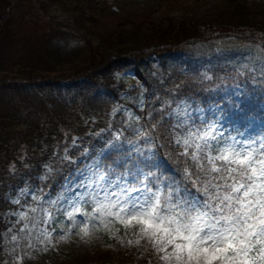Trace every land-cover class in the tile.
I'll use <instances>...</instances> for the list:
<instances>
[{
    "label": "trees",
    "instance_id": "16d2710c",
    "mask_svg": "<svg viewBox=\"0 0 264 264\" xmlns=\"http://www.w3.org/2000/svg\"><path fill=\"white\" fill-rule=\"evenodd\" d=\"M26 1L30 0H18L15 8L8 10L11 0H0V24L3 25L0 35L7 19L10 32L17 29L9 21L19 20L15 16L26 6ZM40 2L43 1L37 0L38 6L46 5L48 8L43 9L52 17L62 14L64 20L74 26L73 30L81 31L79 34L89 33V25H96V17L105 9L104 0ZM183 24H179L180 31L188 34L189 24ZM173 28L172 25L170 31ZM197 31L192 29L189 34L193 35L179 42L157 41L149 44L147 50L139 49L115 60H105L76 72L67 80L58 76L53 79H0V98L7 99L6 111L0 116V241L5 227L2 214L13 209L6 197L9 190L31 187L30 192L43 191L54 196L67 176L107 149L102 159L105 165L123 171L125 158L134 144H145L148 152L153 154L147 160V164H152L147 171L181 180L186 161L180 155L182 148L175 146L172 139L176 128L165 115L184 96L201 98L204 104H222L224 108L228 107V101L238 99L247 118H264L260 108L264 102V62L259 63L250 55L243 56V51L246 53L248 48L240 36L229 40L216 36L211 39L217 40L208 42L210 38ZM254 33V40L258 35L264 37V30L257 29ZM222 42H228L230 47L226 46L221 53L214 54L207 49L212 43ZM195 49L201 51L196 53ZM246 65L252 67L248 75L243 74ZM120 72H128L136 80L132 90L116 80V74ZM17 92H25V100L22 93L19 96ZM27 98L33 104H26ZM122 104L139 117L135 122L137 129L148 133L149 144L137 135L136 129L126 124L123 112L116 109ZM238 121L243 126L244 121ZM195 124L199 127V123ZM133 131L137 139H134ZM118 133L124 134L120 136L122 147L108 148L107 143ZM132 155L136 154L133 152ZM116 258L113 254L99 255L91 264L129 262L124 254ZM129 260L133 262V258ZM138 260L144 264H157L150 250Z\"/></svg>",
    "mask_w": 264,
    "mask_h": 264
},
{
    "label": "rangeland",
    "instance_id": "374dc122",
    "mask_svg": "<svg viewBox=\"0 0 264 264\" xmlns=\"http://www.w3.org/2000/svg\"><path fill=\"white\" fill-rule=\"evenodd\" d=\"M17 1L11 0L8 10L15 8ZM43 2L40 3L44 4ZM83 6L87 8L86 4ZM43 8L48 7L45 5ZM43 8L38 6L37 0L26 1V6L22 7L18 16H15L19 20L9 21L17 28L13 32H10L11 28L7 26L8 23L6 24L8 19L4 22V31L0 35V79L4 77L53 79L58 76L67 80L76 72L87 70L105 60H115L139 49L147 50L146 47L149 48L148 45L151 43L179 42L193 35L189 34L192 29L198 30L197 33L200 32L199 34L204 37H209L208 42L217 40L211 39L216 36L223 40L240 36L243 44L248 48L246 54L242 50L244 55L250 54L254 60L258 59L259 63L264 62V37L260 38L258 35L255 40L253 38L254 31L264 30V0H109L103 12L96 17V25L93 27L89 25L87 34H79L81 31L73 30L74 26L69 24V20H64L62 14L52 17ZM180 23H184L185 26L189 24L186 28L188 34L180 31ZM172 25L174 28L170 31ZM2 29L3 25L0 24V31ZM158 35L164 40H160ZM229 45L228 42L212 43L207 49L218 54L225 51L226 46ZM194 51L197 53L201 49ZM251 70L252 67L246 65L243 67V74L248 75ZM116 80L130 90L137 84L128 72L117 73ZM19 93H22L20 95L25 100L26 93ZM19 93L17 92V95ZM183 98L166 115L171 125L177 129L172 136L177 147L180 146L175 143L176 135H183L189 126H196L193 125L195 122H200L201 127H205L210 120L216 118L210 111L213 105L204 107L201 100L189 98L188 95ZM5 103L7 99L0 98V116L6 111ZM28 103L32 102L27 98L26 104ZM185 104L188 105L190 119L182 113L177 116L178 105L182 107ZM260 107L264 112V102ZM197 108L204 110L203 119L200 118L201 113L195 111ZM116 109L121 110L127 123L135 128L133 113L123 104ZM184 119H188V124L184 128L178 127ZM221 124L222 139L236 135L237 128L241 131L247 128L249 134L257 137L264 135V118L249 117L241 126L229 115L221 121ZM241 138L237 137V139ZM144 145L139 142L134 144L144 149L146 154L148 150ZM107 152L108 149L98 156L100 160ZM102 164L106 163L102 162ZM88 165L66 179H83L88 174ZM147 168L145 167L144 170L147 171ZM116 169L118 171V167ZM154 173L158 174V172ZM66 179L54 196L40 191L37 196H43V200L39 204L31 198V195L21 197V189L8 191L6 197L13 209L2 214L5 227L1 233L0 264H91L99 255L109 254H113L115 259L117 255L124 254L129 261L127 264H144L138 259L149 250L157 264H160L149 244L143 240H140L139 244L136 243L139 236L135 228L126 229L118 222L108 223L105 227L106 222L97 221L96 226L90 227L88 235H85L82 225L74 226L66 216L56 212H54L55 219L45 223L43 213L39 209L47 208L48 211H53L44 201L56 200L63 194ZM22 189H28L30 192L31 187ZM18 198L20 203H13ZM60 206L57 204L56 207ZM30 208H38V211L29 212ZM19 213H27V218H21ZM81 220L83 217L77 215L76 221ZM129 241L132 243L130 244ZM130 258H133V262L129 260Z\"/></svg>",
    "mask_w": 264,
    "mask_h": 264
},
{
    "label": "snow or ice",
    "instance_id": "6c2138e0",
    "mask_svg": "<svg viewBox=\"0 0 264 264\" xmlns=\"http://www.w3.org/2000/svg\"><path fill=\"white\" fill-rule=\"evenodd\" d=\"M227 103V108L211 107L216 118L207 126H189L183 135H176L186 161L181 180L145 171L153 154L136 146L125 158L123 171L102 164L98 157L88 165L87 176L66 179L64 193L44 201L53 209H39L45 223L54 220L56 212L74 226L82 225L85 235L97 221L106 222L105 227L118 222L126 229L135 228L136 243L149 244L160 264H264V135L237 128L236 135L222 139L221 121L230 113L247 119L238 99ZM178 109V117L182 113L190 119L188 105ZM195 111L203 119L204 110ZM188 119L178 127L184 128ZM136 132L150 143L148 133ZM122 134L107 147H122ZM28 195L38 204L43 200L35 192L20 190L21 197ZM13 203L19 204V198ZM19 215L27 218V213ZM77 215L83 220L77 222Z\"/></svg>",
    "mask_w": 264,
    "mask_h": 264
}]
</instances>
